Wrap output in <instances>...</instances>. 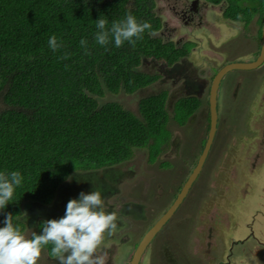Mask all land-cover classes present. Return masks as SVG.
I'll list each match as a JSON object with an SVG mask.
<instances>
[{
  "label": "rangeland",
  "instance_id": "obj_1",
  "mask_svg": "<svg viewBox=\"0 0 264 264\" xmlns=\"http://www.w3.org/2000/svg\"><path fill=\"white\" fill-rule=\"evenodd\" d=\"M203 1L193 22L187 23L179 13L191 7L190 1L156 0V11L165 22L159 35L178 46L185 44L188 56L175 68L145 58L139 69L159 74L155 84L134 94L106 92L100 99L101 103L117 102L138 114L142 97L167 90L170 111L175 100L187 95L201 97L203 106L186 125L169 122L170 140L155 162L149 161L146 149H137L129 162L73 171L49 207L27 202L23 213L26 238L41 219L64 217L67 203L79 199L81 192L99 190L105 211L117 214V232L105 237L98 254H107L106 264H128L136 245L170 206L197 163L209 131L210 112L204 93L211 88L217 71L227 62L254 61L261 48L259 15L249 24L233 23L223 14L227 2L214 7L205 6ZM218 106V130L190 198L147 246L142 264H210L203 260L208 262L216 253H222L219 260L214 258L217 264H239V255L246 258L247 253L255 260L264 257V64L229 71L220 84ZM202 194L209 209L204 210V206L194 217L192 207ZM193 217L198 220L194 228ZM191 228L196 233L187 242ZM253 247L257 251H250ZM258 263L264 264V260ZM37 264L59 262L42 249Z\"/></svg>",
  "mask_w": 264,
  "mask_h": 264
},
{
  "label": "trees",
  "instance_id": "obj_2",
  "mask_svg": "<svg viewBox=\"0 0 264 264\" xmlns=\"http://www.w3.org/2000/svg\"><path fill=\"white\" fill-rule=\"evenodd\" d=\"M212 1H226V16L236 22L249 24L259 15L263 23L264 0ZM156 8V0H0V172L23 177L0 209V227L11 213L24 234V205H53L75 170L128 162L137 149H146L154 162L170 140L169 122L186 125L203 106L202 99L187 95L170 111L167 90L142 97L138 114L117 102H100L106 92L134 94L155 84L159 74L139 69L145 58L173 68L188 56L185 47L159 35L164 24ZM129 13L149 22L157 35L145 30L134 48L127 41L116 47L111 38L105 46L95 41L101 16L110 29ZM53 35L63 45L55 52L48 44ZM65 53L70 58L61 60ZM45 221L38 222L37 235ZM51 247H43L49 256Z\"/></svg>",
  "mask_w": 264,
  "mask_h": 264
},
{
  "label": "clouds",
  "instance_id": "obj_3",
  "mask_svg": "<svg viewBox=\"0 0 264 264\" xmlns=\"http://www.w3.org/2000/svg\"><path fill=\"white\" fill-rule=\"evenodd\" d=\"M107 25L108 20L102 16L96 21L98 31L95 41L101 46L108 45L111 38L116 47H121L127 41L134 48L136 42L143 39L145 30H149L151 36L157 35L151 31L149 22H138L130 13L122 20L113 21L110 29ZM48 44L54 52L63 46L55 35L50 37ZM80 46L85 50V55H90L87 40L81 39ZM69 58L68 53L60 57L61 60ZM22 179L19 171L8 174L0 172V209H4L12 200L14 190L21 185ZM116 221L115 212L105 211L99 190L88 194L81 192L79 199L67 203L64 217L45 221L42 234L33 232L31 238H26L21 229L14 226L13 216L8 213L3 221L5 226L0 227V264H37L43 247L49 244L52 245L50 255L59 264H106L107 254H98L97 250L106 236L110 238L117 232Z\"/></svg>",
  "mask_w": 264,
  "mask_h": 264
},
{
  "label": "water",
  "instance_id": "obj_4",
  "mask_svg": "<svg viewBox=\"0 0 264 264\" xmlns=\"http://www.w3.org/2000/svg\"><path fill=\"white\" fill-rule=\"evenodd\" d=\"M264 63V22H263V33H262V44L261 50L256 60L250 62H237L231 63L224 67H222L216 74L211 88H210V95H209V104H210V125L208 131V137L205 141V145L203 151L197 161L196 166L193 168L192 172L190 173L187 181L181 188L180 192L177 195L176 200L174 203L169 207V209L160 216V218L155 222V224L145 233L141 241L138 243L137 248L133 254V258L131 264H139V261L146 250L149 243L153 240L156 234L161 230L164 224L173 216L179 205L182 203L184 198L187 196L190 188L193 185V182L197 179L198 175L202 171V168L205 164V161L208 157L209 151L214 143V139L218 130V123H219V112L217 107V100H218V93H219V86L223 76L230 70L234 69H255L261 66ZM247 243V242H246ZM254 245V244H253ZM257 248L253 247L250 251H257ZM258 249H262L261 247ZM247 253V252H246ZM244 259V260H243ZM243 260V261H242ZM250 260V263L247 261ZM236 261V260H235ZM241 261L239 264H259L258 262L261 261L257 256L256 260L252 258V254L249 255L247 253V257L239 255V260Z\"/></svg>",
  "mask_w": 264,
  "mask_h": 264
},
{
  "label": "flooded vegetation",
  "instance_id": "obj_5",
  "mask_svg": "<svg viewBox=\"0 0 264 264\" xmlns=\"http://www.w3.org/2000/svg\"><path fill=\"white\" fill-rule=\"evenodd\" d=\"M188 1H190V3H191V7L190 8H188V9H183L182 11H180L181 13H179L180 14V16H181V18L184 20V22H185V19H186V21H187V23H191V22H193V20H194V17H195V15H197L198 14V12H199V2H200V0H188ZM204 1H206L205 3V6H208V4H210L211 6H219V5H221V4H223V2H226V1H222V2H220V3H214L212 0H204ZM203 1V2H204ZM187 8V7H186ZM227 8V7H226ZM226 8L224 9V11H223V14H224V17L227 19V20H229V21H233V23L234 22H236V21H234L233 19H231V18H229V17H227L226 16V12H225V10H226ZM255 18H257V16H255L253 19H255ZM252 19V20H253ZM251 20V21H252ZM258 22H259V20H258ZM263 22H264V18H263ZM239 23H242V22H239ZM163 24L165 25V22L163 21ZM163 28H164V26H163ZM260 29H261V37L259 36V40L261 41V44H262V33H263V23H262V25H261V27H260ZM260 29H259V31H260ZM162 31V30H161ZM257 36V35H256ZM172 41V40H171ZM257 41H258V39H257ZM259 41V42H260ZM176 43V42H175ZM177 44V43H176ZM177 46H178V44H177ZM178 47H185L186 48V46H185V44L184 45H182V46H178ZM256 47H257V45H256ZM260 50H261V48H260ZM188 53H189V51H188ZM258 53H259V49H258ZM186 57V56H185ZM182 60H183V58L178 62V63H181L182 62ZM177 63V64H178ZM231 63H237V62H230V63H228L227 62V64H225L224 66H226V65H228V64H231ZM177 64L173 67V68H175L176 66H177ZM223 66V67H224ZM221 69V68H220ZM219 69V70H220ZM218 70V71H219ZM241 70H243V69H241ZM217 71V72H218ZM231 71V70H230ZM229 72V71H228ZM227 72V73H228ZM179 73H180V71H179ZM226 73V74H227ZM217 74V73H216ZM225 74V75H226ZM224 75V76H225ZM216 76V75H215ZM223 76V77H224ZM215 78V77H214ZM214 78H213V80H214ZM223 79V78H222ZM222 81V80H221ZM220 84H221V82H220ZM219 88H220V86H219ZM206 90V89H205ZM205 90H202V93L205 91ZM202 93H199L200 95L202 94ZM210 93V87L208 88V90H207V92L206 93H204V95L206 96V104H207V106H208V108H209V112H210V104H209V101H208V98H209V94ZM199 97V96H198ZM218 97H219V93H218ZM217 103H218V100H217ZM204 104V103H203ZM217 107H218V111H219V106H218V104H217ZM210 114V113H209ZM221 115V114H220ZM220 115H219V119H220ZM209 125H210V117H209ZM247 129V128H246ZM247 131H248V133L250 134V135H252V132H251V130H249V128L247 129ZM206 141V140H205ZM204 141V142H205ZM205 144V143H204ZM203 148H204V145H203ZM212 148V147H211ZM194 150V149H193ZM202 151H203V149H202ZM202 151H201V153H202ZM148 152V151H147ZM201 153H200V155H201ZM210 153V152H209ZM192 154H193V152H192ZM200 155L198 156V159H199V157H200ZM208 156H209V154H208ZM208 158V157H207ZM148 159H149V154H148ZM157 159V158H156ZM198 159H197V161H198ZM207 160V159H206ZM150 161V160H149ZM129 162V161H128ZM155 162V161H154ZM124 163H126V162H124ZM205 163H206V161H205ZM121 164H123V163H121ZM166 164H168V163H166ZM197 164V163H196ZM120 165V164H119ZM205 165V164H204ZM115 166H117V165H115ZM196 166V165H195ZM109 167H112V166H109ZM193 170V169H192ZM192 172V171H191ZM190 172V173H191ZM201 173V172H200ZM200 175V174H199ZM199 175H198V177H199ZM198 177H197V179H198ZM187 179H188V177H187ZM187 179L185 180V182L187 181ZM197 179L193 182V185H192V187L190 188V190H189V192H188V194H187V196L184 198V200L182 201V203L184 204L185 202H187V200L190 198V192L191 191H193V186L196 184V182H197ZM185 182H184V184H185ZM183 184V185H184ZM183 187V186H182ZM181 187V188H182ZM181 188L179 189V191H178V193L180 192V190H181ZM178 193L175 195V197H173V199H172V201H171V204H170V206L174 203V201L176 200V198H177V195H178ZM203 202V203H202ZM206 202V200H205V195L204 194H202L200 197H199V200L193 205V207L192 208H194V210L192 211V213L194 214V217H197L198 215V212L199 211H201V209L203 208L204 210H206V209H209L208 208V204L207 203H205ZM182 203L179 205V207L177 208V210L175 211V213L179 210V208H180V206L182 205ZM169 206V207H170ZM169 207L168 208H166V210L165 211H163V213L162 214H164L168 209H169ZM175 213L173 214V216L164 224V226L161 228V230L165 227V226H167L169 223H170V221L171 220H173V217H174V215H175ZM161 214V215H162ZM160 215V216H161ZM160 216L158 217V219L160 218ZM194 217H193V220H191L192 222H193V225H192V228H194L195 227V225L198 223L197 221V219H194ZM157 219V220H158ZM156 220V221H157ZM155 221V222H156ZM155 222L153 223V225L155 224ZM152 225V226H153ZM151 226V227H152ZM150 227V228H151ZM149 228V229H150ZM192 228H191V231H190V236H188V239H187V242L188 241H190V239H191V236L192 235H194V233H196V231H193L192 230ZM148 229V230H149ZM147 230V231H148ZM161 230L156 234V236L161 232ZM145 235V234H144ZM143 235V236H144ZM155 236V237H156ZM155 237L153 238V240L149 243V245H148V247L151 245V243L155 240ZM143 238V237H142ZM141 241V240H140ZM186 242V243H187ZM186 243H185V245H186ZM138 245V244H137ZM137 245H136V247L134 248V250H133V253H132V255H131V257H130V260L128 261V264H131V261H132V258H133V254H134V252H135V250H136V248H137ZM186 248H188V247H186ZM43 250H45V249H43ZM187 250V249H186ZM46 251V250H45ZM47 252V251H46ZM145 252V251H144ZM48 253V252H47ZM144 254V253H143ZM49 255V254H48ZM230 255H231V250H230ZM143 256V255H142ZM182 256V255H181ZM222 256V253L221 254H218V253H216V254H211L210 255V259L208 258V262H207V260H203L204 262H206V263H210V264H217V262H215L214 261V258L217 260H219V258H222L221 257ZM51 257V256H50ZM51 258H53V257H51ZM212 258V259H211ZM264 257H259V259L261 260V259H263ZM141 259H142V257H141ZM141 259H140V261H139V264L141 263ZM181 259L183 260L184 259V257H181ZM228 260H229V258H228ZM142 264V263H141ZM201 264H203V262H201Z\"/></svg>",
  "mask_w": 264,
  "mask_h": 264
}]
</instances>
